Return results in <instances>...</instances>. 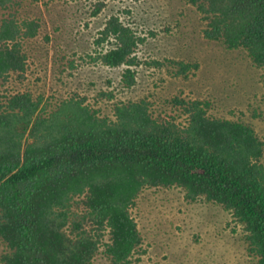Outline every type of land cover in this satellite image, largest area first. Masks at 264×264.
I'll return each mask as SVG.
<instances>
[{"label": "trees", "instance_id": "16d2710c", "mask_svg": "<svg viewBox=\"0 0 264 264\" xmlns=\"http://www.w3.org/2000/svg\"><path fill=\"white\" fill-rule=\"evenodd\" d=\"M26 1L0 0L3 85L14 75L23 82L31 69L24 41L38 35L40 24L20 16ZM72 1L88 2L92 19L122 0ZM187 2L201 16L206 40L243 49L264 68V0ZM125 11L128 18L106 20L93 50L80 57L126 67L123 82L132 87L144 37L133 9ZM167 61L183 79L196 67ZM9 88L0 100V241L7 247L0 264H95L99 255L109 264L140 262L138 199L147 189L171 188L189 202L221 206L226 227L242 234L249 255L264 264V138L253 123L217 116L210 100L183 95L169 102L173 113L156 117L146 100L117 102L112 115L100 117L71 99L47 114L43 97Z\"/></svg>", "mask_w": 264, "mask_h": 264}, {"label": "rangeland", "instance_id": "374dc122", "mask_svg": "<svg viewBox=\"0 0 264 264\" xmlns=\"http://www.w3.org/2000/svg\"><path fill=\"white\" fill-rule=\"evenodd\" d=\"M90 7L86 1L72 0L24 3L20 16L40 24L38 35L24 41L31 69L23 82L14 75L16 80L0 83V100L7 87L10 92L28 89L36 98L43 97L41 113L48 110L49 114L62 102L75 99L100 117L112 115L117 102L146 100L156 117L173 113L169 102L183 95L210 100V113L253 123L264 138V68L257 67L243 49L206 40L204 22L187 0H122L110 3L103 14L92 19ZM128 8L139 19L141 26H136L144 37L136 52L141 65L134 67L136 83L132 87L123 82L126 67L110 68L80 57L93 50L106 20L117 13L128 18ZM152 60L164 61L166 66L147 65ZM167 60H184L196 67L183 79ZM103 92L113 93L114 101L100 97ZM135 216L144 238L137 254L142 259L135 264H256L242 234H233L226 227L224 209L204 201L189 202L180 188L145 190ZM6 250L0 241V257ZM95 264L109 261L99 255Z\"/></svg>", "mask_w": 264, "mask_h": 264}]
</instances>
